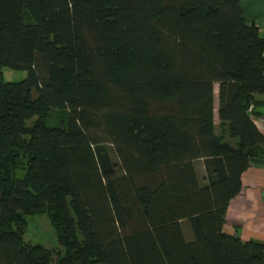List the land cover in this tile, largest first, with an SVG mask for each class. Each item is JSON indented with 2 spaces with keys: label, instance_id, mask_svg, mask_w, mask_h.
<instances>
[{
  "label": "trees",
  "instance_id": "obj_1",
  "mask_svg": "<svg viewBox=\"0 0 264 264\" xmlns=\"http://www.w3.org/2000/svg\"><path fill=\"white\" fill-rule=\"evenodd\" d=\"M259 94L240 0H0V264H264L223 230ZM36 215L63 252L24 240Z\"/></svg>",
  "mask_w": 264,
  "mask_h": 264
},
{
  "label": "crops",
  "instance_id": "obj_2",
  "mask_svg": "<svg viewBox=\"0 0 264 264\" xmlns=\"http://www.w3.org/2000/svg\"><path fill=\"white\" fill-rule=\"evenodd\" d=\"M240 8L246 23L258 28L264 38V0H240ZM217 88L216 84L215 93ZM255 99L257 113L252 119L264 136V94L256 95ZM217 104L216 99V107ZM195 167L198 178L205 182L204 164L198 168L195 162ZM223 230L244 241L264 242V155L251 157L249 166L241 174V189L229 201Z\"/></svg>",
  "mask_w": 264,
  "mask_h": 264
},
{
  "label": "rangeland",
  "instance_id": "obj_3",
  "mask_svg": "<svg viewBox=\"0 0 264 264\" xmlns=\"http://www.w3.org/2000/svg\"><path fill=\"white\" fill-rule=\"evenodd\" d=\"M3 78L5 81H20L25 78L26 72L2 68ZM217 93V92H216ZM65 119L63 112L54 111L48 123L51 125L60 124ZM217 122V119H216ZM198 168L203 166V161L197 160ZM22 171L18 172L21 175ZM28 225L24 234V240L31 244H41L48 249L59 250L63 252V248L59 246L54 229L47 215H36L27 217ZM188 233L187 225L184 226Z\"/></svg>",
  "mask_w": 264,
  "mask_h": 264
}]
</instances>
